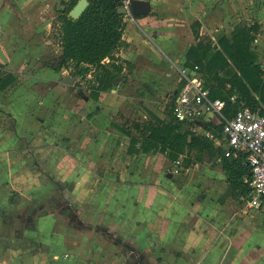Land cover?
<instances>
[{
	"label": "crops",
	"instance_id": "0c3cea01",
	"mask_svg": "<svg viewBox=\"0 0 264 264\" xmlns=\"http://www.w3.org/2000/svg\"><path fill=\"white\" fill-rule=\"evenodd\" d=\"M15 1L12 12L26 18L7 19L0 7V82L13 77L0 89V226L3 215L28 213L34 227L13 229L7 240L0 236V264H264V240L235 245L260 212L232 190L220 158L207 155L178 174L176 160L160 151L128 152L130 136L112 114L122 96L114 87L96 99L81 95L69 108L72 86L45 84L60 70L43 62L36 73L29 71L33 56L42 53L36 45L41 36L35 30L18 34L21 25L40 26L35 10L51 0ZM149 1L151 11L154 1L158 11H168L160 15L166 21L180 12L163 10L166 1L178 0ZM151 11L125 14L122 39L140 38L134 25L141 29ZM156 23L149 27H165ZM46 25L49 20L41 27ZM71 111L75 114L68 115ZM212 121L191 129L204 134ZM178 159L182 163L184 156ZM5 187L15 189L12 200L2 195Z\"/></svg>",
	"mask_w": 264,
	"mask_h": 264
},
{
	"label": "trees",
	"instance_id": "16d2710c",
	"mask_svg": "<svg viewBox=\"0 0 264 264\" xmlns=\"http://www.w3.org/2000/svg\"><path fill=\"white\" fill-rule=\"evenodd\" d=\"M78 0L62 2L63 8L57 10L60 59L62 64L55 70H61L68 64L78 72L85 66H91L95 72V82L91 85V96L97 98L101 91L112 88L121 80L123 70L133 65L126 59L117 57L116 50L122 43L125 28L123 15L117 12L124 0H88L89 4L77 18L69 15ZM200 22L192 24L191 29L197 42L190 45L185 54L186 68L197 66L196 71L204 74V86L211 99L224 101L222 114L226 119L234 116L242 107L259 110L264 114V69L258 62V53L252 47L255 34L260 30V23H237L230 30L216 36V45L208 38L200 36ZM13 80L8 75L1 80L0 89ZM185 79L180 82V86ZM175 96V95H174ZM174 97L167 103L169 119L155 118L143 124L133 122L138 135L130 128L118 125V128L130 136L128 152L135 150L160 151L170 160L184 156L186 165L194 162L191 152L195 151L197 160L203 154L209 159L220 158V164L227 175L232 190L246 196L250 186L245 178L250 175L244 153L226 157L223 150L215 147L213 140L205 134L196 133L191 124L179 121L172 112ZM205 128L218 133L221 124L206 123ZM139 148L136 149V144Z\"/></svg>",
	"mask_w": 264,
	"mask_h": 264
},
{
	"label": "rangeland",
	"instance_id": "374dc122",
	"mask_svg": "<svg viewBox=\"0 0 264 264\" xmlns=\"http://www.w3.org/2000/svg\"><path fill=\"white\" fill-rule=\"evenodd\" d=\"M64 1L67 0H51L49 7L45 6L39 11L35 10L37 17L35 21L38 20L40 22L39 27L36 26L35 29H31L23 25L20 26L18 31L20 36L27 34V31L29 34L31 30H35L36 34L41 36L39 38L40 41L36 45L43 47L42 53L37 51L35 56H33L35 64L29 68V71L32 70V72L36 73L43 62L53 70L62 64V60L59 57L61 49L56 14L58 9L64 7L62 4ZM0 2V7L8 11L6 12L8 14L7 19L24 17L22 12L21 14L16 11L12 12L11 4L14 3L16 5L15 0H0ZM153 4L149 21L140 25L141 29L134 25V29L137 30L140 38L137 37L132 29L134 31H132V34H135L134 37L128 38L126 36L124 40L122 39V43L115 54L121 59H131L133 66L130 69L125 68L121 80L113 86L119 89L122 96L119 107L112 114L117 119V123L130 128L131 133L136 136L138 131L135 130L133 122L143 124L147 121H153L155 118L162 119L161 117H163L165 120L169 119L167 103L180 86V82L185 78L182 73L185 62L184 56L189 46L197 42L191 29L194 22L201 20L199 27L200 36L204 38L203 40L209 38L216 46V36L220 32L230 30L237 23L252 24L259 22L261 27L255 34L252 47L258 53V62L264 69V0L166 1L163 10L175 8L180 11L179 14H173L174 18L167 21L166 18H161L160 15L168 11H161L163 12L161 13L156 9V1ZM47 20H49L50 25H46V28L41 27L44 22L47 23ZM153 22L164 24L165 27L162 29L155 27L156 25L149 27L150 23ZM145 29H149L148 36L141 32ZM5 30V33L10 34L12 28L6 27ZM27 58V63H29L30 56ZM62 68L60 70L61 74L54 76L53 79L45 84L46 86H72L71 89L69 88L67 96V105L71 108L79 97L81 99L85 94L91 96V85L95 82L96 71L91 66H85L80 69V73L76 74L78 71L71 64ZM188 68L193 69L191 67ZM187 75H200L204 80V74L199 70L195 72L188 70ZM73 114H75V111L74 113L72 111L68 113V115ZM191 158L197 160L195 152L191 153ZM204 159H208L205 154L200 157V161L203 162ZM188 165H186L185 160H182L178 174H182L184 168ZM1 193L10 200L16 194L15 189L11 187H5ZM27 214L25 213L19 218L17 216H2L3 226H0V236L3 235V240H7L6 237L11 235L13 229L20 232L34 227L32 219L28 220L25 217ZM8 220L11 223L7 224ZM249 221V224H247L250 225L249 228L237 237L235 245H251L259 242V240H264V214L252 215ZM55 225L58 231V219ZM253 229L255 232H259L258 241L255 232L254 235L248 234Z\"/></svg>",
	"mask_w": 264,
	"mask_h": 264
},
{
	"label": "built area",
	"instance_id": "2783aa9c",
	"mask_svg": "<svg viewBox=\"0 0 264 264\" xmlns=\"http://www.w3.org/2000/svg\"><path fill=\"white\" fill-rule=\"evenodd\" d=\"M124 0L123 5H127ZM194 72L197 66L193 68ZM182 71L185 83L174 96L172 112L179 121L194 124L201 121H212L221 124L218 133L204 128V134L223 150L226 157L236 153H244L249 166L250 175L245 178L250 186L249 193L244 196L248 208L264 214V114L248 107L239 108L233 117L226 119L222 114L224 101L211 99L204 80L200 75H187ZM181 160L174 162L173 172H179Z\"/></svg>",
	"mask_w": 264,
	"mask_h": 264
},
{
	"label": "water",
	"instance_id": "95a60500",
	"mask_svg": "<svg viewBox=\"0 0 264 264\" xmlns=\"http://www.w3.org/2000/svg\"><path fill=\"white\" fill-rule=\"evenodd\" d=\"M127 5H122L117 8L119 14H129L130 16L145 15L151 11V2L149 0H128ZM88 0H78L70 10L69 15L72 18H77L88 6Z\"/></svg>",
	"mask_w": 264,
	"mask_h": 264
}]
</instances>
